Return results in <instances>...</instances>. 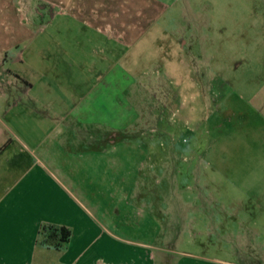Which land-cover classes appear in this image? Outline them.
I'll return each mask as SVG.
<instances>
[{"label":"crops","instance_id":"0c3cea01","mask_svg":"<svg viewBox=\"0 0 264 264\" xmlns=\"http://www.w3.org/2000/svg\"><path fill=\"white\" fill-rule=\"evenodd\" d=\"M217 9L239 40L258 42L221 96L238 89L263 143L264 0H0V264H264V179L239 178L237 209L207 211L204 232L166 193L170 161L150 162L158 150L128 124L134 74L156 53L164 71L176 67L182 41ZM47 224L69 226L70 240L46 243ZM200 232L212 253L196 250Z\"/></svg>","mask_w":264,"mask_h":264},{"label":"rangeland","instance_id":"374dc122","mask_svg":"<svg viewBox=\"0 0 264 264\" xmlns=\"http://www.w3.org/2000/svg\"><path fill=\"white\" fill-rule=\"evenodd\" d=\"M199 12L205 14L207 10ZM208 15L214 16L212 25L198 26L194 40L182 41V51L175 57L176 67L163 70L157 53L154 54L159 44L155 45L150 70L134 74L135 82L123 91L134 114L129 128L136 137H148L154 150H158L151 152L150 162L163 156L170 161L162 174L167 195L180 194L189 214L198 216L200 225L195 226L204 232L203 216L207 211L237 209L230 199L239 195V178L264 179V168H252L255 162L264 161V142H259L260 138L241 118L243 111L252 109L251 105L238 96L236 88L231 87L225 99L221 96V91L227 93L228 81L231 85L237 83L240 59L245 58L244 63L250 68L255 64L258 42L239 40V26L233 23L223 27L220 9L209 11ZM0 30H4L1 25ZM243 52L246 57L239 58ZM261 56L264 65V43ZM173 58L168 60L173 62ZM211 82L215 87H208ZM207 238L200 232L196 244L201 246ZM215 239L213 236L209 243ZM200 246L196 250L212 253L205 244ZM178 247L191 249L189 242Z\"/></svg>","mask_w":264,"mask_h":264},{"label":"trees","instance_id":"16d2710c","mask_svg":"<svg viewBox=\"0 0 264 264\" xmlns=\"http://www.w3.org/2000/svg\"><path fill=\"white\" fill-rule=\"evenodd\" d=\"M41 233L46 243L61 246L70 240L72 229L67 225L47 224L43 226Z\"/></svg>","mask_w":264,"mask_h":264}]
</instances>
